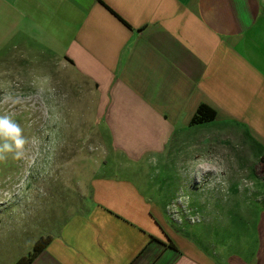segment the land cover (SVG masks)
Masks as SVG:
<instances>
[{
  "label": "crops",
  "instance_id": "obj_1",
  "mask_svg": "<svg viewBox=\"0 0 264 264\" xmlns=\"http://www.w3.org/2000/svg\"><path fill=\"white\" fill-rule=\"evenodd\" d=\"M7 50L76 69L100 96L93 138L139 161L97 165L80 212L40 237L50 242L31 264H264V208L241 187L264 161V0H0V58ZM202 105L216 119L191 125ZM201 156L225 171L196 182L239 188L255 245L221 242L217 254L169 228Z\"/></svg>",
  "mask_w": 264,
  "mask_h": 264
},
{
  "label": "rangeland",
  "instance_id": "obj_2",
  "mask_svg": "<svg viewBox=\"0 0 264 264\" xmlns=\"http://www.w3.org/2000/svg\"><path fill=\"white\" fill-rule=\"evenodd\" d=\"M5 52V58H0V85L3 86L0 100L5 90L32 96L15 107L0 104V116L10 115L29 140L19 160L13 159V152L5 153L6 158L0 161V264H15L23 255L33 252L41 236L54 233L57 224L80 212L76 194L83 188L81 184L95 173L93 169L97 165L139 161L123 158L121 154H108L109 140L93 138L91 128L100 127L101 123L96 122V102L100 96H96L76 69H65L41 56L9 58L16 51ZM42 77H50L41 83L52 89L44 93L43 103L36 95L35 85ZM32 137L39 140L38 148L31 144ZM152 157L146 155L142 161H151ZM208 173L185 169V187L179 190L178 186L183 201L169 204L167 208L169 228L173 234L198 236L194 241L203 246L213 245L217 254L228 253L223 250L228 248L218 246L221 242L231 244L232 248L255 245L250 238L246 202L236 201L237 196L244 198L242 192L229 181L224 188L209 190L196 182ZM241 187L255 194L254 202L258 201L264 208V161L255 167L253 179L242 182ZM203 196L207 197L205 203ZM202 206L207 211H200V217L192 213Z\"/></svg>",
  "mask_w": 264,
  "mask_h": 264
},
{
  "label": "clouds",
  "instance_id": "obj_3",
  "mask_svg": "<svg viewBox=\"0 0 264 264\" xmlns=\"http://www.w3.org/2000/svg\"><path fill=\"white\" fill-rule=\"evenodd\" d=\"M50 77H42L35 81V85L38 88L36 95L41 99V102H44V93L51 92L52 89L45 88L42 86L41 81H48ZM0 87H3L0 85ZM25 99H32V96L25 97L24 94L19 92H14L11 90H5L3 99L0 100V104H10L11 107H15L16 105H23ZM0 141H3L0 144V161H3L5 157V153H15L13 159L19 160L26 151V144L29 143V140L23 135V129L21 126L16 123L10 115H2L0 116ZM31 144L34 147L38 148L39 140L36 137H32ZM156 157H152V162H156ZM196 165L203 169L204 171H213L219 175L221 172L225 171V168L219 163L218 159L214 156L206 157L201 156L199 160H197ZM253 187L252 184L249 185Z\"/></svg>",
  "mask_w": 264,
  "mask_h": 264
},
{
  "label": "trees",
  "instance_id": "obj_4",
  "mask_svg": "<svg viewBox=\"0 0 264 264\" xmlns=\"http://www.w3.org/2000/svg\"><path fill=\"white\" fill-rule=\"evenodd\" d=\"M215 119H216V112L211 108H209L208 106L202 105L199 108L197 114L192 119L191 125H199V124L211 122ZM49 242H50V237L40 238L35 243L33 252L19 259L16 264H31L34 258L46 248Z\"/></svg>",
  "mask_w": 264,
  "mask_h": 264
}]
</instances>
